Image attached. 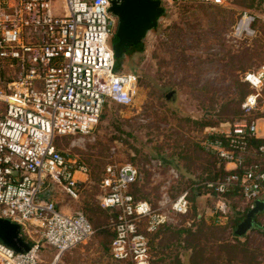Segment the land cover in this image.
I'll return each mask as SVG.
<instances>
[{
	"label": "built area",
	"instance_id": "built-area-1",
	"mask_svg": "<svg viewBox=\"0 0 264 264\" xmlns=\"http://www.w3.org/2000/svg\"><path fill=\"white\" fill-rule=\"evenodd\" d=\"M113 1L0 0V219L20 224L21 236L31 244L30 250L17 252L0 239V264H45L42 250L47 247L55 250L56 263L94 233L84 212L63 211L52 197L45 201L38 195L58 189L72 199L80 197L89 167L60 150L57 138L91 134L109 101L128 106L137 94L138 75L116 69ZM251 24L245 13L234 34L247 37ZM244 81L252 91L242 107L251 111L263 96L264 65L247 71ZM261 138L259 119L211 132L204 147L226 172L205 181V187L219 197L238 193L250 209L264 198V142L255 146ZM253 155L257 161H250ZM140 178L130 162L109 163L101 178V206L118 211L110 251L117 262L152 264L149 234L191 208L189 190L168 210L137 199L131 187ZM217 208L225 212L226 202L219 200Z\"/></svg>",
	"mask_w": 264,
	"mask_h": 264
},
{
	"label": "rangeland",
	"instance_id": "rangeland-1",
	"mask_svg": "<svg viewBox=\"0 0 264 264\" xmlns=\"http://www.w3.org/2000/svg\"><path fill=\"white\" fill-rule=\"evenodd\" d=\"M162 4L165 16L143 40V51L116 59L117 70L138 75L133 102L109 101L91 134L56 140L89 173L82 176L87 180L78 199L58 189L52 198L63 211L84 212L94 233L55 264H128L117 262L110 252L118 211L100 203L106 166L126 162L141 172L131 192L155 209L168 210L182 191H190L189 213L172 215L170 223L149 234L152 264H264V230L258 228L264 226V212L256 216V228L244 236L235 234L248 205L238 195L219 197L205 187L219 169L203 144L211 132L228 130L243 119H259L264 134V86L255 109L242 107L252 91L244 74L264 65V0ZM245 13L252 17V30L237 37L234 30ZM219 200L226 202L225 212L217 211ZM42 253L45 264L54 261V249Z\"/></svg>",
	"mask_w": 264,
	"mask_h": 264
},
{
	"label": "water",
	"instance_id": "water-1",
	"mask_svg": "<svg viewBox=\"0 0 264 264\" xmlns=\"http://www.w3.org/2000/svg\"><path fill=\"white\" fill-rule=\"evenodd\" d=\"M110 10L118 17L116 33L112 39L116 59L125 58L130 48L143 42L166 12L162 0H114ZM174 93L172 91L167 97L170 98ZM51 197L50 189L38 195L39 199L45 201H49ZM261 212H264V198L255 201L245 219L238 224L235 234L244 236L256 228L255 218ZM0 239L17 252L31 248V244L21 236V225L9 219H0Z\"/></svg>",
	"mask_w": 264,
	"mask_h": 264
},
{
	"label": "trees",
	"instance_id": "trees-1",
	"mask_svg": "<svg viewBox=\"0 0 264 264\" xmlns=\"http://www.w3.org/2000/svg\"><path fill=\"white\" fill-rule=\"evenodd\" d=\"M192 2H194V1H192ZM163 7H164V6H163ZM163 16H165V15H163ZM111 43H112V46H113V40L111 41ZM142 46H143V42H141V43L138 44L137 46H134V47L130 48L128 53H130V52L135 53V52H137V51L142 52V51H143ZM133 53H132V54H133ZM116 62H117V60H116ZM118 71H124V70H118ZM127 71H130V70H127ZM244 100H245V99H244ZM258 142H264V138H261V139L257 140V142H255V146H256V144H257ZM257 160H258V159L255 158V159H253V160H251V161H257ZM262 164H263V163H262ZM218 169H219V168H218ZM218 172H219V173H218L213 179H215L219 174H224V173L226 172V170H224V169H219ZM212 192H214V191H212ZM214 193H215V192H214ZM230 195H233V194H230ZM235 195H238L239 197H241L240 194H238V193H235ZM249 210H250V208L247 207V210H246L245 214L242 216V219H243L244 217H246V214L248 213ZM258 228H259L260 230H264V226H262V225H258ZM114 235H115V233H114Z\"/></svg>",
	"mask_w": 264,
	"mask_h": 264
},
{
	"label": "crops",
	"instance_id": "crops-1",
	"mask_svg": "<svg viewBox=\"0 0 264 264\" xmlns=\"http://www.w3.org/2000/svg\"><path fill=\"white\" fill-rule=\"evenodd\" d=\"M254 156H255V155H254ZM255 158H257V159H258V157H257V156H255V157H252V156H251V157H250V161H251V160H253V159H255ZM233 167H234V165H233L232 163H229V164H228V168H230V169H231V168H233ZM243 202H244L245 204H247V205H248V203H247L245 200H243ZM261 213H263V212H261ZM261 213H259V214H261Z\"/></svg>",
	"mask_w": 264,
	"mask_h": 264
},
{
	"label": "bare ground",
	"instance_id": "bare-ground-1",
	"mask_svg": "<svg viewBox=\"0 0 264 264\" xmlns=\"http://www.w3.org/2000/svg\"><path fill=\"white\" fill-rule=\"evenodd\" d=\"M247 23H248V22H247V21H245V25H246ZM245 25H244V26H245ZM250 29H251V27H250ZM54 263H55V261H54Z\"/></svg>",
	"mask_w": 264,
	"mask_h": 264
}]
</instances>
